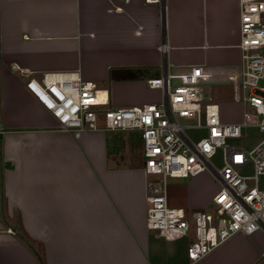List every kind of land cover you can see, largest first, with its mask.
Segmentation results:
<instances>
[{
    "label": "crops",
    "instance_id": "0c3cea01",
    "mask_svg": "<svg viewBox=\"0 0 264 264\" xmlns=\"http://www.w3.org/2000/svg\"><path fill=\"white\" fill-rule=\"evenodd\" d=\"M238 42L237 0H0V264H264V229L190 262L192 233L167 241L146 227L139 132L60 130L25 87L46 72L77 71L107 81L111 105L156 103L161 93L147 79L198 65L236 84ZM239 105L223 121H239ZM214 178H190L200 195L206 184L192 211L212 206Z\"/></svg>",
    "mask_w": 264,
    "mask_h": 264
},
{
    "label": "built area",
    "instance_id": "2783aa9c",
    "mask_svg": "<svg viewBox=\"0 0 264 264\" xmlns=\"http://www.w3.org/2000/svg\"><path fill=\"white\" fill-rule=\"evenodd\" d=\"M161 3L162 0H144ZM241 69L236 89L244 105L239 121L226 122L217 102L206 100L203 87L213 76L202 66L178 74L146 80L158 90L156 103L113 107L106 88H98L77 71L46 72L30 77L27 90L55 118L60 130L137 131L140 134L143 169L158 176L147 181L146 227L167 241L191 233L186 253L195 262L236 233L250 235L264 229V136L247 148L227 142L238 137L242 127L264 131V0H237ZM159 49L165 52L162 44ZM102 117L103 126L98 125ZM187 128H203L205 135L192 140ZM221 150V167L210 158ZM250 165L251 170L245 173ZM210 172L219 182L211 210H194L168 205V178H188ZM192 220V222L190 221Z\"/></svg>",
    "mask_w": 264,
    "mask_h": 264
},
{
    "label": "rangeland",
    "instance_id": "374dc122",
    "mask_svg": "<svg viewBox=\"0 0 264 264\" xmlns=\"http://www.w3.org/2000/svg\"><path fill=\"white\" fill-rule=\"evenodd\" d=\"M262 19L264 21V15L262 16ZM260 53L264 55V46L260 47L258 49ZM260 85H264V80H260L259 82ZM98 88H109V83L106 81L104 83L96 84ZM236 84L235 82H224V83H219L217 81L210 80L206 85L203 87V93L206 96V100H210L212 102H218L220 104L221 108V115L224 118H232L234 116L237 117V115L240 114L241 111V106L239 105V101L241 102V96L239 93L236 91L235 88ZM232 101H236V104H232ZM113 107H118L116 104L112 102ZM98 125L103 126V120L102 117H99L98 120ZM114 134H123L127 133V131H113ZM186 134L192 139V140H197L205 135V129L203 128H187L185 129ZM264 136V131H260L257 127H242L240 135L238 137H233V138H228L227 142L229 143H236L239 145H243L247 148L252 147L260 138ZM116 143L119 147V150L122 148L124 145L125 141H123V138L121 136H116ZM124 142V143H123ZM139 144V141H137ZM115 143V144H116ZM127 143V142H126ZM128 145V144H127ZM129 152L130 155H132V149H133V144L131 143V140L129 141ZM115 148V147H114ZM139 159L143 160L142 156V151L141 148L139 149ZM210 162L216 167L220 168L221 167V150L217 149L215 154L210 158ZM251 170L250 165H248L245 168V173H249ZM145 173V171H144ZM158 176L156 175H150L145 173V178L146 180H152L156 179ZM192 177L188 178H168L167 180V200H168V205L177 207V206H183V207H188V211H192L195 207H191L190 203H194L198 201L199 197H201L203 190L206 188L205 182L201 185L202 191L201 195L199 194L198 187L200 185V182H193L192 184L189 183V180ZM215 180V178H214ZM216 181V180H215ZM197 185V186H196ZM259 186L261 188H264V175H261L259 177ZM196 187V188H195ZM194 189H196L194 191ZM148 206V203H147ZM212 206H208L207 210H211ZM147 211V210H146ZM190 213V212H189ZM146 221V217H145ZM192 222V220H190ZM154 233L157 234L155 230H151ZM162 238V237H161ZM163 239V238H162ZM185 241V239H182ZM164 241V240H163ZM180 242V241H179ZM184 243V242H183ZM182 244V243H180ZM187 249V248H186Z\"/></svg>",
    "mask_w": 264,
    "mask_h": 264
},
{
    "label": "trees",
    "instance_id": "16d2710c",
    "mask_svg": "<svg viewBox=\"0 0 264 264\" xmlns=\"http://www.w3.org/2000/svg\"><path fill=\"white\" fill-rule=\"evenodd\" d=\"M1 141H0V190L2 191V162H1ZM19 237L24 241L25 244H27V246L29 248H31V244L30 242L25 238V236L23 234H19Z\"/></svg>",
    "mask_w": 264,
    "mask_h": 264
}]
</instances>
